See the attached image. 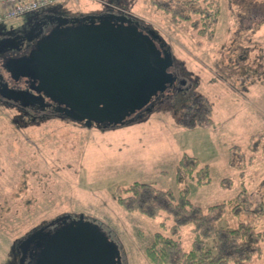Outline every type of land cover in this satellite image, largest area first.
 Returning a JSON list of instances; mask_svg holds the SVG:
<instances>
[{"label":"rangeland","instance_id":"1","mask_svg":"<svg viewBox=\"0 0 264 264\" xmlns=\"http://www.w3.org/2000/svg\"><path fill=\"white\" fill-rule=\"evenodd\" d=\"M120 1L126 12L161 34L195 84L136 121L105 128L65 116L22 117L16 106L0 102V264L10 260L13 244L32 228L80 213L114 239L122 264H155L146 247L156 231L171 233L172 220L165 212L150 217L124 209L115 189L133 181L175 192L184 184L189 198L204 208L245 187L260 208L252 216L255 226L264 230V0H216L219 16L209 38L193 28L195 15L174 20L151 0ZM107 2L64 0L61 6L81 15ZM24 23V17L5 22L16 28ZM192 98L194 104L203 101L206 115L198 111L193 119ZM251 137L259 139L257 151ZM234 144L245 153L240 168L229 163ZM184 153L208 167V181H179L176 167ZM224 178L232 183L224 185ZM231 205L221 222L236 225ZM192 227H180L185 249L194 237ZM261 245L256 264L264 263V238Z\"/></svg>","mask_w":264,"mask_h":264},{"label":"water","instance_id":"2","mask_svg":"<svg viewBox=\"0 0 264 264\" xmlns=\"http://www.w3.org/2000/svg\"><path fill=\"white\" fill-rule=\"evenodd\" d=\"M36 29L19 36L34 42L21 56L6 54L20 49L9 43L14 38H0V93L7 99L105 128L141 118L176 85L169 46L156 29H144L132 16L60 15L44 33L42 25ZM3 71L15 81L24 78V86H10ZM69 217L42 222L20 244L32 242V264H122L118 244L99 224L81 213Z\"/></svg>","mask_w":264,"mask_h":264},{"label":"trees","instance_id":"3","mask_svg":"<svg viewBox=\"0 0 264 264\" xmlns=\"http://www.w3.org/2000/svg\"><path fill=\"white\" fill-rule=\"evenodd\" d=\"M151 2L174 20L197 16L191 20L197 34L208 38L214 34L219 16L216 0ZM177 101L182 103L184 99L177 98ZM190 104L193 107V119L198 111L206 115L209 110L203 107L204 103L199 98L195 104L192 98ZM253 137L250 138V144L252 150L257 151L259 139ZM230 151V165L242 167L245 161L243 150L234 144ZM176 174L179 181L191 177L197 183H205L209 179L208 167L200 165L194 156L186 153L179 159ZM224 181V185L232 183L231 178H224ZM115 197L127 211H137L150 217L165 212L171 218V233L156 231L151 244L146 247L147 255L155 264H256L253 257L262 251L264 230H258L252 218L260 208L247 196L245 187L232 199L210 204L206 208L189 198L188 187L184 184L175 192L169 188H159L153 183L133 181L117 186ZM227 204H232L231 211L237 217L236 225L221 222ZM242 214L245 218H240ZM187 224L193 226L194 237L191 246L185 249L179 231L181 226Z\"/></svg>","mask_w":264,"mask_h":264},{"label":"flooded vegetation","instance_id":"4","mask_svg":"<svg viewBox=\"0 0 264 264\" xmlns=\"http://www.w3.org/2000/svg\"><path fill=\"white\" fill-rule=\"evenodd\" d=\"M117 1H119V0H117ZM64 14H68V12L63 10L61 6L55 5V6H52L48 9H46V10L36 12L35 14L27 15L24 25L16 28L15 30H12L9 34L7 31L12 29V28H10V29L9 28L8 29L7 28H2V29L0 28V38L1 37H12L15 40L9 41V43L15 44V45L20 44L19 50H16V51L11 50V51L6 52V54L12 55V56L13 55L14 56H21L24 53H26L28 51V49L33 45L34 42L33 41L28 42L27 40L21 39L19 36L25 35L28 30H31V32L29 34H27V36L32 35L33 32L35 30H37L36 28H38L40 25L43 26V33H44L46 30H48L50 27H52L54 25V23L56 22L57 16L64 15ZM169 71L171 73L177 75L176 85H175V87L164 92L163 95H159L155 99V101L153 103V107L151 110L156 109L157 107L162 105L166 100L170 99L171 97L173 99V96H175V94L180 92V91L187 90L188 88H190L188 90L191 91V87L194 86V84H195L194 80L192 81V83H190L189 77L187 76L188 72L183 71V68L175 60V58L172 59L171 65L169 67ZM4 77L9 81L10 86H12V85L13 86H24V84H25L24 78H21L20 80L15 81V80L10 79L6 72H4ZM0 102L5 103L7 105L16 106V108L20 111V114L22 115V117L28 116L31 118V117H40V116L43 117V116H51V115L64 117L61 114H58V113L51 111L50 107H45L44 109H40L35 104L34 105H22L20 103V101H14L12 99H7L1 93H0ZM147 112L143 111L142 116H145L147 114ZM74 217H77V215L76 214L70 215V217L67 218V220L72 219ZM60 222H61L60 220L54 221V223L51 224L49 227H46V229L54 228ZM39 225H41V224H39ZM32 229L29 230L26 234H24L19 240H17L13 244L12 251H11V252H13V254H12L10 260L6 262V264H32L33 263V260H31V258H30V255L33 254V252H30L31 247L33 245L32 242L27 244V245L24 244L23 245L24 248H23V246H20V244L23 243V241L28 236V234L32 231ZM23 249H24V252H23Z\"/></svg>","mask_w":264,"mask_h":264},{"label":"built area","instance_id":"5","mask_svg":"<svg viewBox=\"0 0 264 264\" xmlns=\"http://www.w3.org/2000/svg\"><path fill=\"white\" fill-rule=\"evenodd\" d=\"M62 0H0V22L35 13Z\"/></svg>","mask_w":264,"mask_h":264},{"label":"crops","instance_id":"6","mask_svg":"<svg viewBox=\"0 0 264 264\" xmlns=\"http://www.w3.org/2000/svg\"><path fill=\"white\" fill-rule=\"evenodd\" d=\"M111 1V0H108V2ZM112 2V1H111Z\"/></svg>","mask_w":264,"mask_h":264}]
</instances>
